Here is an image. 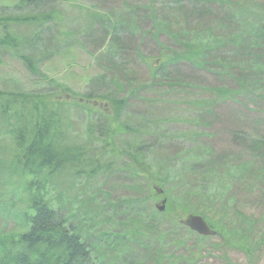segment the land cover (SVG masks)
<instances>
[{"label": "rangeland", "instance_id": "obj_1", "mask_svg": "<svg viewBox=\"0 0 264 264\" xmlns=\"http://www.w3.org/2000/svg\"><path fill=\"white\" fill-rule=\"evenodd\" d=\"M234 1L253 8L257 0H52L35 11L15 10L16 0H0V25L12 19L8 35L17 41L0 45V92L57 98L70 140L86 147L95 167L45 169L36 179L44 183L45 199L88 243L95 264H264V172L260 179L255 169L240 173L241 166L253 169L255 158H264V99L255 105L252 97L235 96L241 105L235 98L221 99L219 89L230 88L222 84L215 61L195 63L200 45L223 32L194 33L192 20L199 14L206 22L222 17L221 4L230 8ZM159 4L195 8L193 14L204 8L190 25L191 17L179 16L183 29L172 24L171 39L167 31L158 37L163 44L170 39L168 49L185 56L179 60L192 63L202 77L181 68L170 80L153 78L158 50L153 11ZM131 7L138 8L135 15L128 13ZM98 19L108 28L94 33ZM116 26L126 43L128 72L114 71L105 61L99 65L103 37ZM100 72L108 74L91 84ZM119 98L124 104L118 117L98 113L103 102ZM242 106L251 107L254 119L243 116ZM14 119L0 113V237L15 238L26 228L22 215L37 182L15 161ZM214 157L220 167L204 174ZM191 215L202 217L214 233L191 230Z\"/></svg>", "mask_w": 264, "mask_h": 264}, {"label": "trees", "instance_id": "obj_2", "mask_svg": "<svg viewBox=\"0 0 264 264\" xmlns=\"http://www.w3.org/2000/svg\"><path fill=\"white\" fill-rule=\"evenodd\" d=\"M16 1L15 10L27 7L31 8L32 11L50 6L52 2V0ZM255 3L253 8H244L236 4L235 1L230 4V8L221 4V8H226L225 15L215 19L210 18L208 22L201 19L203 14L196 15V19H193L194 14L205 11L202 6H199L196 13L193 14L195 8L179 6L172 10L171 7L164 6L163 8L162 4H159L157 9L153 11V18L156 20L155 40L157 39L156 45L158 47L157 58L154 59V64L151 67L153 78L155 75L161 74L166 76L165 79L170 80V74L174 70H181V68L185 72L198 73L192 63L191 66L195 69L179 60L183 55L174 52V47L168 49L169 46H173V44L169 45L172 34H170L169 29L172 28V24L182 30L181 24L177 23L179 22L178 17L180 16L185 21L191 17L188 24L190 25V21L193 19L191 23L196 24L193 26L195 28L192 29L195 30L194 33L199 30L211 33L214 28L218 33L223 32L221 35H217L218 37L214 42L200 45L199 62L195 61L197 65L203 66H207L204 62L207 59L215 61V67L221 70L219 74L224 79L222 84L230 88H220L219 93L222 92L220 94L223 96L220 98L225 100L235 98L234 102L241 105L235 96L252 97L257 99L252 105L259 103L261 98L264 99V2L261 4L257 0ZM2 9L4 8L0 7V11ZM128 10L130 15H135L138 8L131 7ZM33 19L36 18H24L30 22ZM11 20L6 18L5 24L1 21L0 27L3 26V33L0 36V45L2 46L6 44L11 46L16 41L8 35V23ZM46 20H50V18H46ZM98 20H101V24L97 29L91 30L94 33L98 29L108 28L106 21ZM115 29H118L117 26L111 28L112 32L109 30L104 35L103 40L106 44L102 49L104 50L103 54L98 57V61L99 65L100 61H105L111 65L110 69L122 70L123 72L128 68V63H125L123 56L125 51L123 48L126 43L122 35H119L118 30ZM163 31H167L170 38L165 44L158 38ZM180 34L181 32H178L177 38ZM173 42L177 41L173 39ZM115 59L117 60L115 61ZM27 60L31 63V58H27ZM107 74L100 72L88 81L91 84L102 82ZM197 75L203 76L199 73ZM99 99L102 100L103 98ZM118 100L103 102L105 104L101 108L97 107L98 113L103 116L118 117V111L124 104L121 98ZM60 105L58 99L49 94L0 92V113L5 116L12 114L15 118L10 132L16 149L17 158L15 161L17 166L33 176L32 183L37 182V190L35 189L34 193L29 195L28 211L22 215L26 228L15 238L14 236L0 237V264H41L50 258L53 264H91L93 262L80 234L74 233V228L67 225L61 213L45 199L41 192L44 190V183L38 182L41 170L45 169L56 173L63 170L81 172L85 165L91 167L90 170L92 169V171L95 168L92 167L91 158L86 155V147L70 140L60 116ZM86 106L89 109L96 108L94 107L95 104ZM250 106L247 108L242 106L244 109L246 108V114L244 113L243 116L254 119L249 116L251 115ZM260 155L263 156L264 154ZM257 159L256 157L251 164L253 169H249L247 163L241 166L240 173H251L255 169L259 176L257 178L260 179L262 172H264V158L259 161ZM256 163L257 165H255ZM258 166L261 167L260 171L257 169ZM215 167L220 166L219 161L216 162L214 157L204 174L212 173ZM191 170L193 171L192 167ZM206 175L198 176L203 179L202 176L207 178ZM196 179L199 181L197 176ZM196 186L202 187L201 184ZM32 189L33 187L30 188V191ZM239 218L249 220V217L245 215L239 216Z\"/></svg>", "mask_w": 264, "mask_h": 264}, {"label": "water", "instance_id": "obj_3", "mask_svg": "<svg viewBox=\"0 0 264 264\" xmlns=\"http://www.w3.org/2000/svg\"><path fill=\"white\" fill-rule=\"evenodd\" d=\"M188 224H189L191 229L197 231L200 234L211 235L214 233L213 231H211V229L208 226V224L206 223V221L200 216L191 215L189 217V223Z\"/></svg>", "mask_w": 264, "mask_h": 264}, {"label": "bare ground", "instance_id": "obj_4", "mask_svg": "<svg viewBox=\"0 0 264 264\" xmlns=\"http://www.w3.org/2000/svg\"><path fill=\"white\" fill-rule=\"evenodd\" d=\"M61 215H63L62 213H61ZM73 226V225H72ZM83 244H85L86 246H87V251L89 252V254H90V246L88 245V243H86L85 241L83 242ZM90 256H91V254H90ZM51 258L49 259V260H47V261H44V262H42L41 264H49V263H52L51 261ZM53 264V263H52ZM57 264V263H56ZM75 264H79V263H75ZM91 264H95V262H92Z\"/></svg>", "mask_w": 264, "mask_h": 264}]
</instances>
